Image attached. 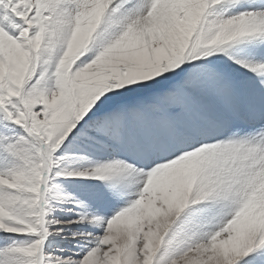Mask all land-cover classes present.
Instances as JSON below:
<instances>
[{
    "label": "snow or ice",
    "instance_id": "1",
    "mask_svg": "<svg viewBox=\"0 0 264 264\" xmlns=\"http://www.w3.org/2000/svg\"><path fill=\"white\" fill-rule=\"evenodd\" d=\"M0 264H264V0H0Z\"/></svg>",
    "mask_w": 264,
    "mask_h": 264
}]
</instances>
